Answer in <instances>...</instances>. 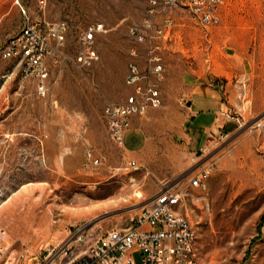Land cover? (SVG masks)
Here are the masks:
<instances>
[{"label":"rangeland","instance_id":"374dc122","mask_svg":"<svg viewBox=\"0 0 264 264\" xmlns=\"http://www.w3.org/2000/svg\"><path fill=\"white\" fill-rule=\"evenodd\" d=\"M148 8V0H0V264H46V248L78 230L87 245L129 224L163 183L187 185L203 168L208 187L195 188L200 199L184 208L201 261L264 264V0H225L211 26L184 5L174 9L163 77L151 76L162 104L132 116L123 148L106 132L104 106L134 91L126 81L131 49L145 45L129 27L144 28ZM42 21L65 22L71 54L83 30L102 24L98 58L53 66L45 94L3 55L22 27ZM138 60L145 69V56ZM213 92L227 121L197 150L180 134L187 101Z\"/></svg>","mask_w":264,"mask_h":264},{"label":"built area","instance_id":"2783aa9c","mask_svg":"<svg viewBox=\"0 0 264 264\" xmlns=\"http://www.w3.org/2000/svg\"><path fill=\"white\" fill-rule=\"evenodd\" d=\"M149 17L145 27L131 25L129 34L137 43L145 45L131 49L127 83L134 86L123 102H108L104 117L111 139L125 148L126 130L135 113H144L150 107L162 104L158 82L151 76L163 77L165 65L163 50L165 39L175 23L173 11L184 5L204 25H216L221 20L225 0H148ZM44 3L45 0H40ZM102 24H90L79 35V48L71 54L66 50L65 22L50 24L47 21L29 22L3 49L5 57H14L21 64L24 78L33 79L37 89L45 94L50 87L49 77L53 66L72 61L82 66L91 65L97 58L96 32ZM145 56L147 67L141 68L138 57ZM88 155L92 151L88 149ZM127 166H136L131 160ZM209 171L203 168L195 173L187 185L163 183L151 202L132 217L124 227H114L84 245L82 230L58 245L46 248V264H203L197 252V231L189 217L187 200L198 201L195 188L206 190ZM6 230L0 229V261L7 252Z\"/></svg>","mask_w":264,"mask_h":264},{"label":"crops","instance_id":"0c3cea01","mask_svg":"<svg viewBox=\"0 0 264 264\" xmlns=\"http://www.w3.org/2000/svg\"><path fill=\"white\" fill-rule=\"evenodd\" d=\"M190 121L187 130L182 129L180 134L191 147L200 150L211 141V136L219 133L227 119L221 115V95L213 92L208 95L188 100ZM106 132L108 129L106 128Z\"/></svg>","mask_w":264,"mask_h":264},{"label":"water","instance_id":"95a60500","mask_svg":"<svg viewBox=\"0 0 264 264\" xmlns=\"http://www.w3.org/2000/svg\"><path fill=\"white\" fill-rule=\"evenodd\" d=\"M263 115V114H262ZM261 117V116H260Z\"/></svg>","mask_w":264,"mask_h":264}]
</instances>
